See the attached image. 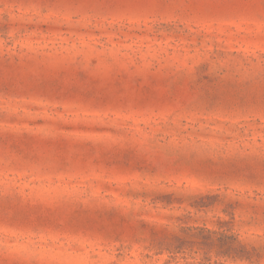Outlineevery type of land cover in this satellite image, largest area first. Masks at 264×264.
<instances>
[{
    "label": "rangeland",
    "instance_id": "1",
    "mask_svg": "<svg viewBox=\"0 0 264 264\" xmlns=\"http://www.w3.org/2000/svg\"><path fill=\"white\" fill-rule=\"evenodd\" d=\"M0 264H264V0H0Z\"/></svg>",
    "mask_w": 264,
    "mask_h": 264
}]
</instances>
